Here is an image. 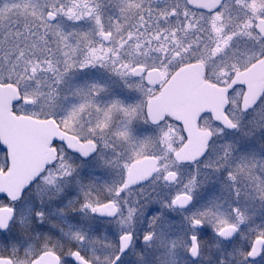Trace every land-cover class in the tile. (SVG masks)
Wrapping results in <instances>:
<instances>
[{"label": "snow or ice", "instance_id": "obj_1", "mask_svg": "<svg viewBox=\"0 0 264 264\" xmlns=\"http://www.w3.org/2000/svg\"><path fill=\"white\" fill-rule=\"evenodd\" d=\"M151 3L117 0L116 13L105 18L99 0H52L46 12L28 10L24 0H0V234L9 236L16 223L20 239L30 241L0 250V264H126L138 239L146 248L156 242L170 255L182 246L196 260L204 226L220 240L239 232L247 241L236 249L235 264H264V227L240 232L249 219L241 197L264 201V158L231 142L212 147L225 129L245 137L264 130V101L254 108L264 96V82L246 78L264 69V0H162L160 8ZM58 15L73 24L90 21L95 31L65 33L52 23ZM241 41L251 43L242 49ZM96 69L106 70L111 84L86 80L61 95L70 73ZM186 71L219 90L223 100L218 109L197 116L199 144L191 151L182 121L154 109ZM26 123L47 155L13 175L12 151ZM40 127L47 135L39 134ZM96 160L110 171L111 181L76 179L78 195L58 210L80 214L86 227L69 224L58 237L41 234L36 225H58L43 211L17 215L11 206L38 184L37 197L48 188L60 195L77 168ZM221 171L227 210L212 200L185 214L199 187ZM165 212L181 214L187 236L169 238L159 230ZM145 217L146 226L138 230ZM94 221L110 226L114 235L104 230L97 235ZM218 264L231 261L221 258Z\"/></svg>", "mask_w": 264, "mask_h": 264}, {"label": "rangeland", "instance_id": "obj_2", "mask_svg": "<svg viewBox=\"0 0 264 264\" xmlns=\"http://www.w3.org/2000/svg\"><path fill=\"white\" fill-rule=\"evenodd\" d=\"M24 2L29 5L28 10H42L43 12H46L47 5L51 3L52 0H24ZM60 2L64 3L65 0H60ZM173 2H175V0H173ZM99 3L101 4L100 11L105 18L116 13L117 0H99ZM148 6L160 8L163 6V3L162 0H152V3ZM16 18L22 20L21 17ZM4 23H8V21H4ZM55 24H58L61 30L65 33L74 29L79 31H95L92 23H88V21L82 20L77 24H73L70 21L65 20V18L60 15L57 16ZM250 43V41H241L240 47L242 49L247 48L249 47ZM86 80H95L100 83L109 84L112 82V78L109 76V73L104 69H96L87 75H82L78 72L70 73L69 77L66 78V83L61 85V95L67 91H70L72 85L80 84ZM105 98L106 97L101 96L98 99L103 100ZM140 127H142V125ZM225 142L236 144L238 150L243 149L245 152L253 154L256 159L264 158V130L255 132L252 138L244 137L241 131L237 130L232 133H226L223 131L219 137L214 138L212 147L214 148L216 144H223ZM208 155H211V150L207 156ZM105 157H107V153H105ZM201 171L205 170L201 169ZM182 175H187V172H182ZM223 175L224 173L221 171L218 175H213L210 179L206 180V182L199 187L198 191L195 193V200L192 207L186 210L185 214H187L188 211H194L201 207L207 206L212 200H215L217 203L223 202L222 207L223 209L227 210L228 200L226 197H228V193L222 191L220 188ZM112 178L113 177L110 171L107 168L101 167L99 161L96 160L84 167L77 168V175L71 178L67 186L63 187V191L60 195H54V189L48 188L47 191L42 192L40 197H37L35 192L38 190L36 188L40 187L38 184L31 190L28 189L24 193L23 198L21 199L22 201L20 200L18 203H14L11 206L15 208L17 215H21V209L26 211L27 208L33 209L32 212L43 211L48 216V219L57 224L58 227L53 228L49 223L45 222L43 224L36 225V228L45 232H54L60 235V228L67 229L69 224L73 226V229L81 226L86 227L88 224V221H83L80 219V214L71 213L68 215H60L58 211L61 207L66 205L70 198L78 195L77 189L75 187V180L79 179L81 183L93 182L99 185L110 182ZM64 190L66 193H64ZM242 191H244L243 187ZM30 201L36 205L32 207L31 204L29 205ZM232 202L235 203V201ZM240 206L249 217L248 221L240 226V232H243L247 235V230L250 227H264V201L250 198L245 199L242 196L240 199ZM143 220V222H137L136 227L138 230H142L144 224L146 226V217L143 218ZM94 222L97 223V228H101V230L109 232L107 236L114 235L110 226L106 228L104 225L99 224V222ZM165 225H167V227H165ZM159 230L169 238L179 237L182 233H184L185 236L188 234V231L185 230L182 216L179 212H165V219L160 223ZM198 238L202 241L201 248L208 254V257L211 258V264H218L221 258L230 260L231 264H235L236 249L243 248L247 244L246 240H242L240 238L239 232L231 242H221L218 240L215 234L212 233L210 227L208 226L201 228ZM1 240L3 242L6 241L7 246L10 244H15L13 242H16V244H19V246L21 245V247H25L28 243V240L20 239L16 223L12 224L9 231V236H2L0 238V246H2L3 243ZM152 250L154 252V256L150 258V256L146 254L148 250L146 248H143V250L141 249L139 254L142 259H140L138 258L137 253L135 254L137 250L134 247L130 250L129 255H127L128 258H126V262L129 261L131 264H207V260L203 255V251H201V256L196 261H191L188 255L183 251L182 246L175 248L171 255L168 253L167 249L158 247L157 244L152 248ZM230 252L233 253L231 258L229 257Z\"/></svg>", "mask_w": 264, "mask_h": 264}, {"label": "water", "instance_id": "obj_3", "mask_svg": "<svg viewBox=\"0 0 264 264\" xmlns=\"http://www.w3.org/2000/svg\"><path fill=\"white\" fill-rule=\"evenodd\" d=\"M191 2L199 3V0H191ZM246 78L253 84H259L264 80V69L248 74ZM168 87L170 90L166 95L154 102V109L169 112L182 121L184 130L189 133L186 150H194L199 144L196 132L197 116L201 111L218 109L223 103L222 94L219 90L209 88L206 83H202L191 71H186L179 81ZM38 132L40 135H47L48 129L40 127ZM46 155L34 134L33 125L26 123L12 151L13 175L18 174L22 168L35 166Z\"/></svg>", "mask_w": 264, "mask_h": 264}, {"label": "flooded vegetation", "instance_id": "obj_4", "mask_svg": "<svg viewBox=\"0 0 264 264\" xmlns=\"http://www.w3.org/2000/svg\"><path fill=\"white\" fill-rule=\"evenodd\" d=\"M56 20H57V18H56ZM56 20H54V21H52V23H55L56 22ZM88 23H91L90 21H88ZM68 29V28H67ZM66 29V30H67ZM202 82V81H201ZM262 82H264V80H262ZM202 83H204V82H202ZM261 101H264V96H262L258 101H257V103H256V105H254V108H260V104H261ZM262 111H264V109H261ZM253 110L252 109H250L249 110V113H251ZM247 119H248V116L246 115L245 116V118H244V121H247ZM244 121H242V128H243V131H247L248 130V125H247V123H245ZM197 126V125H196ZM235 131V130H234ZM234 131H226V129L224 130V132H226V133H232V132H234ZM245 137V136H244ZM253 137V135L252 136H250V137H246V138H252ZM206 156H207V154H206ZM201 162H203V160H201L200 161V163ZM28 189H25V192L27 191ZM64 193H66L65 192V190H64ZM65 197H66V194H65ZM20 201V200H19ZM19 201H17V202H15V203H18ZM22 201V200H21ZM32 205V207L33 206H35L36 204L35 203H33L32 201H30V203H29V205ZM18 207V206H17ZM28 207V206H27ZM22 211H23V213H25L26 211H31L32 212V210L33 209H28L27 208V210L26 211H24V209H21ZM22 211H20L21 212V214H22ZM149 214H151V211L149 212ZM98 222V221H97ZM144 226H145V224H144ZM144 226H143V228H144ZM143 228H142V230H143ZM35 231H38L39 233H41V234H44V233H48L50 236H52V237H58V236H60V235H58V234H56V233H54V232H45V231H43V230H40V229H38V228H35ZM101 232V228L99 229V228H96V234L97 235H99V233ZM109 232H105V235H107ZM2 237V234H0V238ZM1 242H3L2 240H1ZM28 243H30V241L28 240L27 241ZM26 242V243H27ZM13 243H15L16 244V242H13ZM27 243V244H28ZM26 244V245H27ZM156 245V242H154V245H153V247ZM7 245H6V241H4L3 243H2V246H0V250H3V248L4 247H6ZM20 247H21V245H20ZM135 248H136V252H135V254L136 253H139L140 251H141V249L143 250V248H146L143 244H142V242L138 239L137 241H136V243H135V246H134ZM152 247V248H153ZM21 248H23V246L21 247ZM152 248H146L147 250H148V252L146 253V254H148L149 256H150V258L152 257V256H154V252H153V250H152ZM131 250V249H130ZM130 250H129V252H130ZM202 251H203V255L206 257V260L208 259V255L206 254L205 255V251L202 249ZM127 255H129V253L127 254ZM128 258V257H127ZM133 258V257H132ZM154 263V262H153ZM126 264H131L129 261L128 262H126ZM157 264V263H156Z\"/></svg>", "mask_w": 264, "mask_h": 264}]
</instances>
